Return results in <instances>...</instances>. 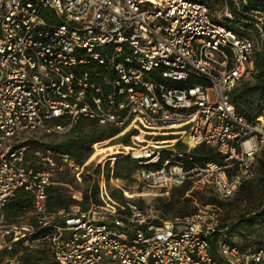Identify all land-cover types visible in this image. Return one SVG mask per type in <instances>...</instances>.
I'll return each instance as SVG.
<instances>
[{
	"label": "built area",
	"instance_id": "1",
	"mask_svg": "<svg viewBox=\"0 0 264 264\" xmlns=\"http://www.w3.org/2000/svg\"><path fill=\"white\" fill-rule=\"evenodd\" d=\"M247 14L234 31L199 0H0V254L19 245L49 254L47 264H264V249L225 237L210 254L215 205L164 218L126 195L120 208L107 189L113 169L95 176L99 202L50 212L55 170L81 181L94 153L79 164L37 151L45 168L36 170L17 143L22 132L65 135L83 118L127 128L117 154L135 163L136 190L185 186L232 200L264 148V113L249 121L231 97L264 38V10ZM200 146L220 162L194 155ZM18 189L32 196L33 222H7ZM3 264H22L20 255Z\"/></svg>",
	"mask_w": 264,
	"mask_h": 264
},
{
	"label": "rangeland",
	"instance_id": "2",
	"mask_svg": "<svg viewBox=\"0 0 264 264\" xmlns=\"http://www.w3.org/2000/svg\"><path fill=\"white\" fill-rule=\"evenodd\" d=\"M205 3L210 7L213 16L216 20L226 23L225 16V4L224 2H216L215 0H206ZM229 11V10H228ZM212 99L215 97V93L210 92ZM104 126H98L95 130H105ZM85 129L88 130L87 125ZM100 129V130H99ZM64 139V135L57 134H44L41 132H22L17 137L18 144H24L27 146L26 149V159L28 163L33 162L36 167L43 169L45 165L41 163L39 156L35 152H44L46 149L50 148L51 151L58 153L57 150L52 149L51 145L57 144ZM123 139H129L125 147L129 145L130 137L125 134L124 136L109 140L107 146H93V156L89 159L87 164L83 169L81 175V181L72 178L71 176H66V169H56L54 173L53 180L50 184L51 188L57 190L63 199L65 200H75L76 202L72 205L79 204L82 208H85L89 203V200L85 199L86 196H91L93 191V186L95 184V176L100 174L103 170L104 176L107 177L110 174V170H122L123 177L115 178L113 180L107 181V189L114 196L115 202L121 207L124 206V201H126V195L131 197V200L145 206L147 204H152L155 209H157L164 218H170L175 215H184L195 211L200 206L205 205H215L221 210V228L223 231L222 237H225L229 242L238 241L241 244L249 243L251 245H264V215L259 213L264 205V148L257 154L254 162V177L249 180V185L243 191L237 192L232 200L223 201L222 205H218L214 202L215 196L209 189L196 190L188 195L185 194L181 188H160L147 190L140 188L135 189V183L133 178H126L127 173L125 169L116 167L115 162L118 158L116 154L113 158L102 160L101 157L112 154L119 149V144L122 143ZM27 143V144H25ZM124 145V143H122ZM208 148V147H207ZM195 150V149H194ZM192 151L194 155L195 152ZM56 161L59 163V157L54 156ZM79 193L80 198H76L74 194ZM124 193V194H123ZM144 193V196L137 197V194ZM56 196V192L52 193ZM206 202H212L211 204H206ZM70 207V206H69ZM52 208H56L55 205ZM67 210V209H65ZM9 221H24L29 222L31 219V214H26L25 216H11L8 215ZM8 222V221H7ZM31 222V221H30ZM226 228V229H225ZM216 235V234H215ZM221 239V237H217ZM244 240H249L244 243ZM211 244L214 245L213 240ZM235 244V243H234ZM209 249L210 254H214L213 246ZM16 254L13 252L3 251L0 254V264H3V259L11 255H20L22 261L24 260H34L36 258L37 252H25L21 246L17 248ZM42 264H47L50 262V256L46 253L45 259L40 260Z\"/></svg>",
	"mask_w": 264,
	"mask_h": 264
},
{
	"label": "trees",
	"instance_id": "3",
	"mask_svg": "<svg viewBox=\"0 0 264 264\" xmlns=\"http://www.w3.org/2000/svg\"><path fill=\"white\" fill-rule=\"evenodd\" d=\"M205 3L206 0H199ZM216 2H224L227 6L229 12L232 15V20L226 18V23H223L224 26L230 28L234 31H238L239 27L237 26L238 20H248L250 19L248 14L250 10L254 9V6L261 8L264 10V0H246V5L243 4L240 0L239 6L236 5L234 0H215ZM206 4V3H205ZM209 7V6H208ZM210 8V7H209ZM211 10V9H210ZM242 26H246V24H239ZM253 72L250 78L242 80L232 91L231 97L234 103V107L236 111L247 118L249 121L253 120L256 116L264 113V38L262 39L259 51H257L253 56ZM85 125H87L88 130L85 129ZM98 126L97 122L90 119H80L73 128L64 135V139L58 142L57 144L51 145L52 149L58 151L61 154H68L72 159H74L77 163L82 164L90 155L93 153L94 144L98 143L96 146H107L109 144L110 138L119 134L122 129L113 127V126H104L107 127L105 130H95ZM100 126V125H99ZM128 129L123 130L119 136L125 134ZM129 135V134H127ZM141 137V135H140ZM129 139H123L122 143L124 146L127 145ZM27 144V143H25ZM24 145V144H21ZM195 154L200 156H206L208 160L220 162L218 155L213 151L212 148H207L206 146H200L194 150ZM119 150L112 154H107L101 157L102 160L113 158ZM30 167H33L36 170H40V168L36 167L33 162L29 163ZM115 166L118 168H123L126 170L125 177L130 178L134 173L136 168L135 163L130 158H117L115 162ZM113 176L115 178L123 177L122 170H113ZM66 176H71L69 171H65ZM109 177V174L107 175ZM96 184V180H95ZM249 185V180L242 183L238 192L243 191ZM183 191H186L188 188L178 187ZM56 192V196L52 193ZM48 200L47 207L50 212H56L60 209H68L69 206H72L76 201L73 200H65L62 198L61 194L51 188L49 186L47 188ZM111 197L114 199V196L109 191ZM85 199L90 202H99L97 198V184L93 186V191L91 196H86ZM115 200V199H114ZM217 202L218 205H222L217 198L213 200ZM125 202V201H124ZM212 202H206V204H211ZM55 205L56 208H52ZM33 208L32 196L29 192H26L22 189H18L14 195L10 198L8 203L4 208V212L6 214V219L8 223H16L17 221H9L8 215L22 217L26 214H31ZM264 215V205L262 209L259 211ZM185 215V214H184ZM31 222L34 221V216L31 214ZM222 225V224H221ZM220 225V228H221ZM19 245H16L13 249V254H16L18 251ZM250 248L264 249V245H254ZM45 252H37L36 258L34 260H24L22 264H42V259H45Z\"/></svg>",
	"mask_w": 264,
	"mask_h": 264
},
{
	"label": "crops",
	"instance_id": "4",
	"mask_svg": "<svg viewBox=\"0 0 264 264\" xmlns=\"http://www.w3.org/2000/svg\"><path fill=\"white\" fill-rule=\"evenodd\" d=\"M109 140V139H108ZM6 215V214H5ZM17 222H19V220L17 221ZM226 229V228H225ZM223 230L222 229H220L219 231H218V233L216 234V235H214L212 238H211V241L213 240V243H214V245H212L213 247V250H214V254L213 255H215L216 256V253H215V250H216V247H217V242H218V238L217 237H222V234H220V233H223L222 232ZM247 241H249V240H244V243L245 242H247ZM230 243H232L233 245H235V246H237L238 248H240V249H242V250H246V249H249L250 247H252L253 245H251V244H249V243H246V244H241L240 242H238V241H235L234 242V240H233V242H230ZM235 243V244H234Z\"/></svg>",
	"mask_w": 264,
	"mask_h": 264
}]
</instances>
